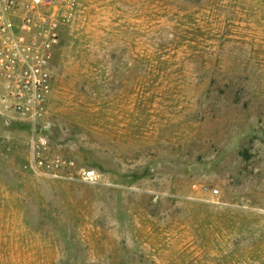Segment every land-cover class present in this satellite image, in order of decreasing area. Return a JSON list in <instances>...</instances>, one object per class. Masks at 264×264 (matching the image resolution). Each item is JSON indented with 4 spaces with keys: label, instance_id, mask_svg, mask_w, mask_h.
<instances>
[{
    "label": "rangeland",
    "instance_id": "1",
    "mask_svg": "<svg viewBox=\"0 0 264 264\" xmlns=\"http://www.w3.org/2000/svg\"><path fill=\"white\" fill-rule=\"evenodd\" d=\"M56 7L40 110L0 85V264H264V0Z\"/></svg>",
    "mask_w": 264,
    "mask_h": 264
},
{
    "label": "built area",
    "instance_id": "2",
    "mask_svg": "<svg viewBox=\"0 0 264 264\" xmlns=\"http://www.w3.org/2000/svg\"><path fill=\"white\" fill-rule=\"evenodd\" d=\"M64 2L0 0V85L10 97L32 106L34 115L48 91L49 59L65 16L56 6Z\"/></svg>",
    "mask_w": 264,
    "mask_h": 264
}]
</instances>
